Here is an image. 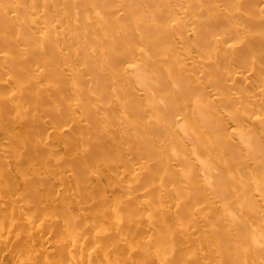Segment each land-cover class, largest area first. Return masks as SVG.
Here are the masks:
<instances>
[{
  "label": "bare ground",
  "instance_id": "bare-ground-1",
  "mask_svg": "<svg viewBox=\"0 0 264 264\" xmlns=\"http://www.w3.org/2000/svg\"><path fill=\"white\" fill-rule=\"evenodd\" d=\"M2 1L0 0L1 3H2ZM6 1L7 0H5V3L9 2V1H7V2ZM43 1L44 2H42V0H15V1L11 0V2H9V9L11 6V8H12L11 10L14 11L10 17L8 16L9 22H10V20L15 21L17 18V14L20 13V10L22 11V9H23V11H25L27 9L26 7H28V5L30 4V9H27L25 12L28 11L30 13V15L28 14L30 16V18H28V19L30 20L31 24H37L38 22L42 21V25H40L41 27L44 24H45L44 26H49L48 24L50 23V25L53 24L54 27L55 26L57 27V24H59L58 26L62 25L61 28H65V27L67 28V29L65 28L64 30L59 28L61 30L60 34L62 36H58V37H63L62 40H60L62 42L54 43L52 41L53 40L52 37H54V35H56V33L52 32L54 35H52V37H50L51 39L49 38V36H51L52 33H50V35L47 34L45 36L46 37L48 36V38L53 43H50L51 41L49 40L50 42H48V43H50V44L48 45V43H47L48 38L45 37L47 44L44 43V40H45L44 39L42 42L43 43L42 47H41V46H39L40 42L34 38L35 35L33 36V35L28 34V33L25 35L26 32H22V30H23L22 26L17 27L16 34H18L17 32L24 34L22 39L24 41L23 43L25 44V49H21L19 47L21 50L19 49L18 50L19 52L16 54H19L20 57H21V55L23 56V54H24V58H25L26 52H28V49L32 46L31 44L34 43V45H33V47H34L33 51L34 52L33 53L30 52V50H32L33 47L29 50V54L30 53L33 54L32 55L33 57H30L31 54L30 55L28 54L29 58L26 57V59L28 61H29V59L31 60V62L29 61L30 62V64H28L29 66H31L33 59H34V61H33L32 65L36 66V69H31V67L29 68V66H28L29 70L31 69V71H29L30 75H33V77L37 78V79L39 77H40V79L42 77L46 78V76L48 75V78L50 77V81H52V83L53 82L55 83L56 82L55 79L58 76H60V75H58V73H59L58 70L63 65L66 66V67H63L64 70L62 68L60 69V70H63L62 71L63 73H64V71H66V72L70 73L71 75H73L74 69H75L76 73H81L80 71H82V73L83 72L85 73L87 70H89L88 66L86 67L87 69L84 67L78 69L79 67L78 68L71 67V65L66 60L71 61V59H73L74 56H77V57L80 56L79 58L86 63L85 58H86V56L89 55V52H92V53L95 52L96 53L97 57H95V58L97 60L93 59V60H96L95 65L98 63V61H99V63L101 61V62H105V63L112 65V66H108L111 68H116L120 65H126V71L122 70V71H120L119 74H116L115 76L108 74V79L111 80V82L113 83L112 90H113L114 94L117 95L118 97H120L121 99L125 100V104L122 106L121 112L123 113V116L125 117L126 122L127 123H129V121L131 122L128 125L129 126L131 125L130 128L131 129L133 128L134 131H136V134H137L136 137L138 138V140L141 141L140 139H142V141H141L142 143L141 142L139 143L138 140H136L137 141L136 144H142V145H140L141 146L140 148L142 149L141 150L142 153L144 154V156L147 159H150L153 162V165H152V167H149L148 165H145V166L143 165L142 166L143 170L136 171L135 173H132V174H129L126 172L124 179L126 180V182H130L131 179L134 178L135 176H139V175L143 174V181L147 183L146 189H148L151 185H153L152 180H153L154 176L156 175V172L160 169H163L165 172L158 176V183L155 184V186L156 187H162L165 185L166 181L168 179H170L172 181V183L175 185V188L180 191V196L182 199L176 201V204L178 206H181V205L184 206V209L182 211L177 212V214H178L177 216L179 217V219H182L180 221V222H182V224L181 225H174V223H176V222H173L174 221L173 218H172V222H173L172 225L173 226L171 224H169V220H170L169 216H171V217L176 216V215H174L175 212L173 214L171 212L172 210H174L175 205L170 199L171 202L168 201L170 203L169 208H171V206L173 205V209L172 210L169 209V211L166 210V212H165L167 215H169L168 216L169 220L166 219V217H167L166 214H165L166 216L163 214V216H161V217H159V215H158L154 218V220L152 218L153 222L155 223L154 229L156 228V230L158 232L157 239L154 238L155 236L151 237L152 236L151 235L150 236L151 239L148 238V240L145 241L147 239L146 238L144 240V243H149L152 245V247L154 246V248L156 249V252L161 253L162 257L170 256L171 257L170 262L173 264H176V263L177 264H181V263L182 264H262V263H264V241L262 239L263 235H264V182L262 181V179H264V108H263L264 107V85L261 89H255V92L257 93L258 97H257V100L254 102V104H253L254 106L252 108V109L256 110V112L254 114H252V113H250L249 108H244V109L235 111V108L232 104L233 101L240 100L242 97V93L238 90V86L235 83H233V80H236L237 77L239 78V76L241 78L242 77L241 75L245 76L244 72H242L241 70L238 69V70H235V71L228 74V76H227L228 80L226 82H222V79H221L222 73L232 62L237 61L239 64H241L248 57L244 53H240L238 55H230L229 54V51L235 52V51L239 50L244 45V40L248 38V35L244 32V30L240 27L239 24H237V25L233 24V22H235L236 18H233L229 14L222 12L215 5L209 4V6H208V4H207L208 1H204V0H177L179 6H177L175 4L177 6L176 8L174 7L176 10H173V8H172V10H168L171 8L169 3H168L167 5H169V6H166V7H169V8H167V10L170 11V13L168 15H167L168 11H167V13H165L166 12L165 11L163 14L160 15V13H162L161 10H163V8H165V7H163V5L166 4V0H140V2L138 0H136V1H138V2H136L137 3L136 6L131 7L130 10H127L126 13H122V14H121L122 8L116 7V6L120 5L121 1L119 3L114 2V0H102V1L96 0V2H95V0H43ZM222 1L228 3L229 10L235 6L239 7V13H238L239 20L246 21L250 25L253 24L251 20H247L246 15L244 16L245 12L246 13L249 12V14H250V12L252 11L251 9H248L250 7V4H245L240 0H222ZM258 1H260V0H251L252 3L253 2L256 3ZM156 2H159V3L163 2V3H160L162 7L159 6V8L161 10L159 8L155 7V6H158V4H159ZM27 3H28V5H26ZM126 3H128V2H126ZM139 3H142L144 5V13L138 9ZM2 5H3V3H2ZM2 5H0V7ZM31 5H33V6H31ZM110 7H114V8H110ZM7 8H6V12L8 11ZM33 8H35V10ZM251 8H252V6H251ZM39 9H41V11H42L41 13L38 12ZM159 10H160V12H158ZM247 10H248V12H247ZM33 11L36 14L32 15ZM149 11H151V13L156 16L155 20L153 19V21L152 20L150 21L148 19V17L150 16L151 13L149 14V16L145 15V13H148ZM16 12H18V13H16ZM154 15H152L150 17H153ZM178 15H182L184 20H187V23L185 22L186 23L185 25H187V27L193 26V29H192V33H193L192 35L193 36L187 35V36H184L181 38V41H183L185 43L184 44L185 45V48H184L185 53L184 54H182V52H179V54L177 52H176V54H172L171 51L169 49L165 48V46H164V42H166V43H168L167 41L172 42L173 38L171 39V35L174 34V32L176 31V28L179 25H181V26L183 25L184 26L183 28L186 29L185 25L183 24L184 21H181V19L179 18ZM226 15H228V19L226 18ZM1 16H4V15H1ZM26 16H27V14H26ZM171 16H173V17H171ZM176 16H178V17H176ZM120 17H122V19H124V21H126V28L116 29V26H118L117 24L120 21ZM48 18H50V19L53 18L52 22L55 21V22H57V24L55 25V23H52V22L48 23V20H49ZM54 18H56V20ZM24 19H25V17L23 18V20ZM169 20H172L174 22H171V24H169L170 23ZM64 21L67 22V25L65 24L66 25L65 27H63ZM5 22H7V21H5ZM25 22H27V21H25ZM17 23H18V21H17ZM28 24H30V23L28 22ZM128 24H132L134 29L137 31L136 41L140 40L143 47H139L137 45H134V39H133L132 31H130L128 29ZM25 25H26V23H25ZM38 25H39V23H38ZM181 26H180V28H181ZM2 27H3V25H2ZM28 27H29V25H28ZM44 28H46V27H44ZM49 28L47 27L48 30H49ZM100 28L107 30V32H108L107 38H104L100 35ZM174 29H175V31H173ZM178 29H179V27H178ZM185 29H183V31H185ZM229 29H231L232 31L237 33L239 36H242V39L239 41H236L237 43H235L233 45L231 43L225 44L226 42H230L224 36V33L229 31ZM4 30L6 31V29H4ZM50 30H51V28H50ZM52 30H53V26H52ZM57 30H58V28H57ZM47 31L46 30L44 31L45 34ZM178 31H176V32H178ZM0 32H1V30H0ZM32 32H31V34H33ZM54 32H56V31H54ZM34 33H36V32H34ZM9 35H11V34H9ZM20 36H21V34H20ZM3 37H2V39L0 37L1 42H2L1 44L9 45L10 48H13L12 50L10 49L11 51H13L16 48L15 49V52H16V50L18 49L17 47L19 45L17 46L16 44H14L16 42L13 43L14 40L12 41V39L11 40L8 39L9 42L12 41L9 43L7 40V37H9L8 34L6 35V38H3ZM58 37L56 35V38H58ZM9 38H12V37L10 36ZM174 38H176V37H174ZM169 39H171V40H169ZM177 39H178V36H177ZM3 40H5V41H3ZM56 40H58V39H56ZM69 41H74V43H75L74 45H76V47L75 46L72 47V44H70V47H69V44H68ZM169 43H168V45H169ZM249 43L254 48L264 49V40L252 39ZM26 44H30L31 46H28V45L26 46ZM44 44H46V45H44ZM172 44H173V42H172ZM9 46H8V48H9ZM88 46H91L92 50L94 47L95 51L94 50L88 51V48H89ZM35 47H37L38 49ZM26 48H28V49H26ZM89 49H91V48H89ZM24 50H26V51H24ZM7 51H9V50H7ZM15 52L13 51V53H15ZM23 52H25V53H23ZM7 55L4 54V55H2V56L0 55V56L6 62L11 61L10 63L13 64V65L11 64L12 69H14L12 71L13 73L18 72L20 70L19 71L20 76H17V77H21V75L27 76L29 74L28 72H26L25 67L21 68V66L19 65L20 64L19 62H21V63L24 61L26 62V60L19 61V59H17V57L13 56V58H16L17 61H19L18 62L19 63L18 65L20 66L19 67L14 62L16 59L14 60V59L10 58L11 55L10 56H7ZM57 56L61 57L62 60L66 61L67 64L65 63L62 65H59L60 68L58 70L56 69V71H58V72H57V74L55 73L57 76L54 74L56 78L54 76L51 78L50 74H52L54 72V71H52V69L58 68V64H54L55 61L53 63V60L57 59ZM183 56H185V58L188 59L187 62L183 61V59H182ZM8 58H10V59L7 60ZM181 59H182V61H181ZM20 60H22V59L20 58ZM58 61L56 60V63H58ZM263 62H264L263 58L253 57V64L255 67L261 66ZM10 63L8 64L9 66H10ZM86 64H88V63H86ZM24 65H25V63H24ZM53 65L54 66L57 65V67L53 68ZM93 67L95 68L96 66H93ZM17 68H18V71H17ZM7 69H10V68H7ZM12 69H10V70H12ZM139 72H141V73L145 72L146 73V74L144 73L145 75L143 74L144 79L142 81H138L139 79L140 80L142 79V78H138L139 76L136 78V76L139 75ZM63 73H61V74H63ZM45 74H47V75L44 76ZM141 76H142V74H141ZM29 77H27V78H29ZM33 77L31 76L27 80L29 83L32 82V83H30V84H32L31 86H33V84L35 85V83H37V84L39 83V82H35V81H38L35 79L33 82ZM119 77L123 78L124 82L122 85L118 84V86H117V78H119ZM23 78L25 79L26 77H23ZM83 79H84L83 80L84 83H86L88 85L93 84V79H92L91 75H90V77H86V78L84 77ZM244 79H245V77H244ZM28 82H27V84L24 82L26 84V86H23V85H25L23 82H22L23 83V85H22V83L21 84L16 83V82L14 83L13 81L11 82V80H8V79L7 80H5V79L1 80L0 79V87L3 86L5 88H8L11 91L10 93H12V91H13L14 93H12V94H14V96L18 97L22 93V95H23L22 97H24L26 91H24V94H23V90L27 89V86H29ZM56 84L59 86L58 82ZM36 85H35V87H36ZM120 86H122V87H120ZM134 86H137L139 88L138 93H136V92L134 93L130 89ZM205 86H207V88H205ZM52 87H54V86H52ZM210 87H211V89H209ZM54 88H56V87H54ZM38 89H39V87H38ZM98 89L100 91H103V87H102L101 83H98ZM252 89L254 92V88H252ZM9 90H8V92H9ZM50 90H52V89H50ZM28 94H27V96H28ZM165 94H167L166 97L163 96ZM109 95H110V91L108 90V98L110 99ZM134 95L136 97L140 96L139 98H141L142 97L141 95H143L144 98H141V99H145V101L144 102L142 101V102L145 103V108L147 109L146 111L148 112L147 114L140 108V106L142 105L141 102H140V104H141L140 106L138 104L139 102H137L138 107H135L133 105V103L135 104V102L138 100L135 99L136 101L133 103H132V101H130V100H133V98L135 97ZM254 96L256 97V94H254ZM6 98H7V96H6ZM1 99H0V102L2 101ZM18 99H19V97H18ZM25 99H24V101H25ZM209 99H211V100H209ZM212 99L215 100V103L217 104V106L215 105V103H214L213 107L211 106L213 109L210 107V105L212 103V102L210 103V101H212ZM10 100H11V98H10ZM6 101H9V100H5V102L3 100L4 103H6ZM31 103H33V102H31ZM80 103H81V101H80ZM0 104L2 105V103H0ZM80 105H82V104H80ZM208 105H209V107H208ZM15 106H16V104H15ZM20 106H16L18 108V110H19ZM29 106H31V104ZM71 107L77 108V103H74V104L71 103ZM25 108H26V106H25ZM209 108H210V111L215 110V112H213V111L210 112ZM218 109H220V110L226 109L227 110V111H224V113L226 112L225 114L227 115V120H225V121L229 122V123H227L226 126L224 123L225 122L224 119L221 120V117L218 113ZM15 110H16V108H15ZM80 112H81V115L84 116L82 118H85V116H87V115H84L83 113L86 114L88 112V114H89V111H87V110L84 111L83 113H82V110ZM212 113H213V115H212ZM26 115H29V114H26ZM67 115L68 116L70 115L69 117H71V116L73 117V114L72 115L71 114H65L64 116H67ZM199 116H201V118H202L201 121L203 122V124H201V125H203V128L205 127L204 124L208 125V126H206L207 130L200 129L199 122L197 123V121L199 120ZM26 117L28 118V117H30V115L26 116ZM26 117H24V118H26ZM69 117H68V119H70ZM195 118H197V120ZM208 118L209 119L212 118L214 120V122L208 123L211 120V119L208 120ZM248 118H251V122H249L244 128H241L237 125V123H241V122L243 123V121L248 119ZM98 119H100V118L98 117ZM134 119H135V121H134ZM155 119L158 121H156ZM21 120H23V119H21ZM25 120L27 123V119H25ZM73 120H75L76 123H77V121H78V123L81 122L80 117H78V116L77 117L74 116ZM73 120H69V121H73ZM33 121L34 120L32 118L31 122H33ZM154 121H156V122H154ZM159 121L161 123H159ZM195 121H196V123H195ZM215 121H217V122L215 123ZM28 122L30 125L31 124L30 121H28ZM94 122H95V120H93V123ZM98 122H99V120H98ZM162 122H165V124H167L169 130L172 128H175V127H177V128L180 127V130L183 129V130H181V134L183 133L186 135V129L190 130L187 133H189L191 141L193 143V148L191 149V151H192V154L195 155V157L198 161V164H199V169L201 170V172L203 174L204 183H202L201 185H197V183H196L195 172L186 160L188 158V156L181 153V152H178L174 147H172L171 148L172 152L179 159H181V160L185 159V161H186V168L182 169V175H184L186 178V183H187L186 186H188V189H184L183 185H180L177 183V181H176L177 175L172 173L169 170V168H170L169 163L163 159L162 151L158 150L153 143L157 134H160L158 131H160L161 127L160 128H156V127L158 125L160 126V124H162ZM150 123L151 124L153 123V125H155V126L147 127L148 125H150ZM155 123H158V124H155ZM214 123L216 125H211ZM1 125H0V128H1ZM3 125H2V127H3ZM6 125H7V123H6ZM30 126H32V124ZM42 126L44 128V124ZM163 126H164V124H163ZM212 126H214V128H217V129L219 127L225 126L224 127L225 130H226L227 126L228 127L230 126L229 128L227 127L228 130L226 133L228 134V132H229V134H230V136H232V138H230V136H228L229 138L227 136H224L225 130L223 128H221L220 130H224V132L220 131L219 129H218L219 131H213L211 128ZM151 127L156 128V129H154V128L153 129L157 131L156 136H155L156 132H153V134L155 136V137L153 136V139H154V140L152 139L153 142L149 138L150 132L148 129L150 128V131H151ZM70 128L71 127H69V128L65 127V129H61L60 131L70 132L71 131ZM164 128H166V127H164ZM25 129H27V128H25ZM153 129H152V131H153ZM0 130H2V129H0ZM32 130H33V128L30 131H32ZM161 130H163V128H161ZM137 131H141L140 132L141 135ZM172 131H173L172 133L174 134L175 133L174 130H172ZM183 131H185V133ZM220 132L223 134H221ZM169 133H171V132L169 131ZM167 134H168V132L166 133V135ZM175 134L177 136V132ZM173 138H174V136H173ZM173 138L167 137L168 140L172 139V141L174 140ZM159 139H160V137H159ZM175 139H177V138H175ZM232 139H234L235 141ZM93 140L96 141L95 139H93ZM90 141H91V139H90ZM90 141H87L85 145L89 146V145L94 144V142L91 143L92 141L91 142ZM30 142L32 143V141H30ZM48 142L49 141L47 140L43 144L40 143V145H38V146H40L41 149H43V150H44V148H45V150H47L48 149L47 147L51 148L52 144H53V143L50 144L51 142H49V143ZM175 142H176V144H177V142H178V144H180L179 142H181V138H180V140L177 139ZM37 143L39 144V142H37ZM96 143L98 144V140ZM28 144L30 146V143H28ZM32 146L36 148L37 145L35 146V142H34V143H32ZM86 146H83V147H86ZM54 147H56V146H54ZM54 147L51 150H53V149L57 150ZM81 147L78 148L79 152H81V153L86 152L85 151L86 148L80 149ZM91 147H93L92 151H94L91 154L92 157L95 158V153H97V152H98V159H103L105 157V150H99V148L96 144L92 145ZM35 148H34V150H35ZM38 150H40V149H38ZM53 151H52V154L54 153ZM31 152H32V150H31ZM44 152H43V154H44ZM46 152H48V151H46ZM19 153H20V151H19ZM55 153H56V151H55ZM57 153H58V151H57ZM44 155H42V157ZM55 158L57 159V156ZM59 158H61V157H59ZM59 158H58V160H60ZM44 159H45V157H44ZM0 160H2V159H0ZM58 160H56L55 162H57ZM42 161H44V160H42ZM47 161L48 160H46V162L44 161V163L48 164ZM76 163H77V161H76ZM78 163H80V162H78ZM123 167H124V164H123ZM146 168H148V173L144 175V171L146 170ZM238 171L240 173H242L243 176L246 175V177H247V175H248V178H246V177H244V178L250 179V180L243 179V176H242L240 181L237 180L239 182H234L233 181L234 179H232L230 181L231 177H234V176H235L234 178L236 181V178H238V177H236L235 174H237V176H238V174H239ZM233 172H237V173L233 174ZM101 173L99 175V179H101V177H102ZM232 175H234V176H232ZM239 175L241 176V174H239ZM105 177H107V176H105ZM24 178H25V176H24ZM232 181L234 182V184L235 183H237V184L232 185V183H231ZM4 184L5 183H3V185ZM203 186H206L207 188H209V191L211 192L210 195H207L206 192L203 191ZM1 187H4V189H6L5 186H1ZM252 187H253V190L257 189L259 191V194H260V195H258V191H255V192H257V195L260 196L259 197L260 199H259V202L257 201L259 204L255 203L256 202L255 201L254 205H256V204L259 205L258 209L257 208L256 209H257V211L259 210V214H260L259 216H261V220H259V222L261 224H257L256 226H255V222L252 220L253 216H249L251 214V210L247 211L251 208H254L255 206L251 207L252 205H250L251 208H249L248 203H246L247 201L244 203V200H243V199H245L244 195L246 194L244 191L246 189L248 190L249 188L251 189ZM247 190H246V192H247ZM243 192H244V195H243ZM249 194H250V192H249ZM210 197L213 199H210ZM241 197H242V199H241ZM252 197H253V195H252ZM247 198L245 200H247ZM250 199H251V197H250ZM261 199H263V200H261ZM126 200L125 199L124 200L118 199V203L120 202L122 204ZM212 200H214L216 205L212 203ZM0 201H1V199H0ZM251 201H250V203H251ZM120 203H119V205H120ZM244 204H245V207L243 206ZM39 208L40 207L38 206L37 209H39ZM121 209H123V206ZM121 209L119 210V208H118L117 213H116V215L119 217V221L120 220L122 221L123 218L126 217V213H129V214H127V217H130V218L133 217L134 210L136 212L138 210V209L133 208V207L126 208L127 209V210L125 209L126 211L121 210ZM254 210H255V208H254ZM244 211H246V212H244ZM247 212L250 214H248ZM253 213L254 212H252V215H253ZM124 215H125V217H124ZM143 215H145V214H143ZM164 216H165V219H164ZM177 216H176V218H177ZM185 216H190V219H186V220L183 219ZM195 216L207 217L206 223L209 225L208 235L211 239L212 246L208 244V239L206 237H203V236H201L200 239L196 242L187 240V234L189 232L187 225H188V223H190V225H194L193 220H194ZM137 218L140 221L139 217H137ZM148 218H149V214L146 213V216L144 217L143 220H147ZM230 218H231V220H230ZM39 220H38V222H39ZM95 220H96V222H98L99 219L98 220L95 219ZM132 220L135 224L138 222L136 217H133ZM136 220H137V222H136ZM227 220L232 221V223L228 222ZM42 221L44 222V218L42 219ZM101 221L99 220L100 224H101ZM226 221L228 222V224L230 223V225L233 224L232 226H235V227H232V229L237 228V232H236L238 235L237 237L233 236L236 234H231L232 230L230 231L231 233L229 232V230L227 229L228 225H227ZM38 222H36V224ZM71 222H73V224L71 223V225H70V222L67 223V224H69V227H71L70 229H72V226H75L74 227L75 231H77L76 230L77 226L74 223V219L71 220ZM96 222H95V224H96ZM1 224H2V222H1ZM39 225H40V223L38 224V229L34 228L37 232H38V230H40ZM33 226H34V224H33ZM135 226H137V225H135ZM35 227H37V226L35 225ZM74 228L72 230H74ZM139 228H141V227L139 226ZM240 228H242L243 230L242 229L240 230ZM132 229H133V227H132ZM81 230L82 229H80V231ZM129 230L127 231L128 233L127 232L125 233V230L122 231L121 232L122 237L123 236L126 237V235H127L128 237L132 238L133 237L132 233H134V232H131V230L129 232ZM24 231L26 232L27 230H23V231L20 230V232L18 231L20 233L19 235H21V233H23ZM201 231H202L201 228H197V232H201ZM72 232L74 233V231H72ZM72 232L70 230L69 234ZM114 232H113V234H114ZM26 233H29V232H26ZM32 233L30 235L25 234V237H23L24 239L18 237L19 235H15V234L12 235L13 233L11 235L9 234L8 236H5V237L2 236L3 239L0 240V249H1L0 252L1 251L2 252L3 251L8 252L9 256L8 255L7 256L10 259L12 257L17 258V256H20L21 261L23 260V262H21V263L19 261L20 264H22V263L25 264L28 261V258L30 256H31V258L38 259V257H36L34 252L33 253L31 252L33 250V247H32L33 244H32V240H31L32 235H33ZM78 233H79V228H78ZM233 233H235V230ZM69 234H67V235H69ZM82 234H84V233H80V235L74 234L76 237L71 235V234H70L71 237L67 236V235H64V236L60 235V237L58 236L59 238L57 237L58 241H54V242H50V241L47 242L46 239L45 240L41 239L42 252L44 254H48L50 252V251L44 249L45 244H50L52 250L56 251V253L58 254V259L56 261H51L50 262L51 264H60L61 259H62V264H115V263L117 264L118 262H120V260L117 261V258L120 256L116 255L115 251L111 250L113 252H109V251L106 252V249H105V251L103 250V248L99 249L101 244L103 246V243L106 241H104V242L101 241V242H103L101 244L98 241L100 244V246L98 245L99 246L98 250H94V251L90 250L91 252H90V254L88 253V255H91V257H93V258L90 259L91 261L86 258L89 261V262L88 261L86 262L85 257H84V247H86L84 245L86 243L82 242L83 238L81 239V237H80V236L83 237ZM118 236H116V237H118ZM95 237L98 238L97 236H94V238L93 237H90V238L95 239ZM111 237H113V236H111ZM10 238H11V240H9ZM84 238H85V236H84ZM86 238H88V235ZM115 239L116 238H114V241H115ZM47 240H49V239H47ZM90 240L92 241V239H90ZM134 240H136V238H134ZM111 241H113V240H111ZM61 242H62V245H61ZM26 243H29L28 246ZM106 243H104V245ZM114 243L115 242H113V245H115ZM89 244L94 245L95 248L94 247L93 248L97 249L94 242H91V243L89 242ZM89 244H86V245L88 246ZM135 244L139 248L145 246L144 244H141V243L138 246L139 243H137V242ZM106 245L107 246H105V247H108V243ZM113 245H111V246H113ZM118 245H122V244L119 243ZM245 245H247V246L251 245V247H250L251 249ZM212 247L215 249L214 252L211 249ZM116 248H115V250H116ZM77 250H79L78 252H80V255H79V253L77 255H75V252ZM119 250H117V252H119L117 254L120 255L121 254L120 252L122 251V247L119 248ZM110 253H115V254H113L115 256L113 257ZM10 254H11V256H10ZM141 256H140V258H141ZM2 257H0V258H2ZM6 258L4 257V259H6ZM17 259L19 260V258H17ZM18 260H17V264H18ZM45 260L47 261V259H45ZM13 261H11V262H13ZM37 261L40 263L39 259ZM13 263L15 264V262H13ZM144 263H145V261H144ZM144 263H141V264H144ZM145 264H147V263H145ZM164 264H167L166 260L164 261Z\"/></svg>",
  "mask_w": 264,
  "mask_h": 264
},
{
  "label": "rangeland",
  "instance_id": "rangeland-1",
  "mask_svg": "<svg viewBox=\"0 0 264 264\" xmlns=\"http://www.w3.org/2000/svg\"><path fill=\"white\" fill-rule=\"evenodd\" d=\"M7 1L11 2V0H7ZM120 1H121L120 5L116 6V7L122 8L121 14L126 13V11L130 10L131 7L136 6V4H137L136 2H138V1L140 2V0H138V1H136V0H114V2H116V3H119ZM204 1L209 2V3L207 2L208 6H209V4L215 5L222 12L229 14L233 18H236L235 22H233V24H235V25L239 24L240 27L244 30V32L248 35V38L244 40V45L239 50H237L235 52L229 51L230 55H238L240 53H244L248 57L241 64H239L237 61L232 62L222 73L221 79H222V82H226L228 80L227 79L228 74L235 71V70H238V69L241 70L242 72H244L245 76L241 75L242 76L241 78L239 76V78L237 77L236 80H233V83H235L238 86V90L242 93V97L240 100L233 101L232 104L235 108V111L241 110L244 108H249L250 113L254 114L256 112V110H254L252 108L254 106L253 105L254 102L257 100V97H258L257 93L255 92V89H261L264 85V62L262 63L261 66L255 67L253 64V57H258V58L264 59V49L254 48L249 42L252 39L264 40V0H260L256 3L253 2L254 4L251 2V0H240L245 4H250V7L248 9H251L252 11L249 14V12L247 10L248 13L245 12L244 16L246 15L247 20L252 21V23H253L252 25L248 24L246 21L239 20V17H238L239 7L235 6L229 10L228 3H226L222 0H204ZM9 2H7L8 3L7 4V3H5V0H3L2 1L3 5L0 2L1 3L0 5L3 6V7L2 6L0 7V25H1L0 26V28H1L0 29L1 30L0 37H1V39L3 36H4L3 38H6V35L8 34V36L9 37L11 36L12 38L7 37V40L12 39V41L14 40L13 43L16 42L14 44H16L17 46L19 45V46L18 47L16 46L18 49L15 52V49H16L15 48L13 50L15 53H13V51H11L13 48H10V46L7 44H1L2 42L0 39V55L2 56L4 54H6V55L8 54L7 56L11 55L12 57L10 56V58H12L14 60L16 58H13V56L17 57V59H19V61L26 60V62L24 61L21 63V62L17 61V59H16L14 62L17 65L20 63L19 65L21 66V68L25 67L26 72L29 73L28 75L30 77L31 76L33 77V75H30L29 71H31V69H36V66L32 65L34 59L32 60L31 66H29L28 64H30L31 60L29 59V61H30L29 62L26 59V57L29 58L28 57L29 50L33 47L34 43L31 44L32 46L30 44H26V46L28 45L31 47L30 48L28 47L29 49L26 48V49H28V52H26L27 55L25 54V56H26L25 58H24V54H23V56L21 55V57L19 56V54H16L19 52L18 50L20 48L25 49V44L23 43L24 41L22 39L24 34L19 33V32H17L18 34H16L17 27L22 26V29H23L22 32H26L25 35L27 33L30 35H33V36L35 35L34 38L40 42V43L38 42L40 44L39 46L42 47L43 40L45 39L44 43H46V38H48V36L46 37L45 35H47V34L50 35V33L53 32V33H56L57 37L62 36L60 34L61 33L60 29L64 30L66 28L65 26L67 25V22L64 21L63 27H65V28H61L62 27L61 24H60L61 26H58L59 24H57V22H55V21L52 22L53 18H51V19L48 18L49 19L48 23L49 22L55 23V25L57 24V27L56 26L54 27L53 24L50 25V23L48 24L49 26H44L45 25L44 24L41 27L40 25H42V21L38 22L39 25L37 22H36L37 24H31L30 20L28 19V18H30V16H29L30 13L28 11H27L28 13L25 12L27 9H30V4L28 5V3H27L26 4V5H28V7H26L27 9L25 11H23V9H22V11L20 10L21 14L16 12V13H18L16 20L15 21L10 20V22H11L10 23L8 21L9 20L8 16L10 17L14 11L11 10L12 9L11 6L9 9ZM42 2H44V1L42 0ZM95 2H96V0H95ZM126 2H128V3H126ZM156 3H159V2H156ZM160 3H163V2H160ZM160 3L158 4V6H155V7H157V8H159V6L162 7ZM168 3L171 7L168 10H172V8H173V10H176L175 8L177 6H179L177 0L176 1L175 0H166V4L163 5V7H165V8H163V10H161L159 8L162 12V13H160V15L163 14L165 11H166L165 13H167V11H168L167 8H169V7H166V6H169V5H167ZM31 6H33V5H31ZM251 6H252V8H251ZM6 8L9 12L8 11L6 12ZM110 8H114V7H110ZM33 9L35 10V8H33ZM138 9L144 13V5L142 3H139ZM160 10L158 12H160ZM38 12L41 13L42 12L41 9H39ZM150 13H151V11H149L148 13H145V15L149 16ZM169 13H170V11H168L167 15ZM26 14H27V16H26ZM34 14H36V13H34V11H33L32 15H34ZM1 15H4V16H1ZM152 15H154V14L151 13L150 16H152ZM150 16L148 17V19L150 21L151 20L153 21V19L155 20V17H156L155 15L153 17H150ZM178 16L181 19V21H184L183 24L185 25L187 23V20H184L182 15H178ZM178 16H176V17H178ZM24 17H25V19L23 20ZM171 17H173V16H171ZM226 18L228 19V15H226ZM54 19L56 20V18H54ZM5 21H7V22H5ZM17 21H18V23H17ZM25 21H27V22H25ZM169 21H170L169 24H171V22H174L172 20H169ZM28 22L30 24H28ZM25 23H26V25H25ZM2 25H3V27H2ZM28 25H29V27H28ZM117 25L118 26H116V29L126 28V21H124V19H122V17H120V21L118 22ZM52 26H53V30L56 32H54L52 30ZM180 26L181 25L178 26L179 29H178V27L176 28V31H178V30L179 31L176 32L174 29L173 31H175V32L173 35H171V39L173 38V40H172L173 44L170 41H167V42L168 43L170 42L172 45L170 43L168 45V43L164 42L165 48L169 49L172 54H176V52L178 54H179V52H182V54H184L185 53V50H184V48H185L184 44L185 43L183 41H181V38L184 36H187V35L193 36L192 35L193 34L192 33L193 26L187 27V25H185L186 29L183 28L184 27L183 25L181 26V28H180ZM44 27H46V28H44ZM47 27L48 28L50 27L51 30H50V28L48 30ZM57 28L60 32L57 30ZM182 28L185 29V31H183ZM4 29H6V31ZM44 29L46 31L48 30L47 31L48 33L46 32V34H45ZM128 29L130 31H132V35H133V39H134V45H137L139 47H143L140 40L136 41L137 31L134 29L132 24H128ZM31 32L33 34H31ZM34 32H36V33H34ZM53 33L51 34V36H49V38L52 37V35H54ZM9 34H11V35H9ZM20 34H21V36H20ZM56 35H54V37H52L53 38L52 41L54 43L62 42L60 40H62L63 37L56 38ZM100 35L104 38H107L108 37L107 30L100 28ZM177 36H178V39H177ZM224 36L228 39V41H230V42H226L225 44L231 43L233 45V44L237 43L236 41H239L242 39V36H239L237 33L232 31L231 29H229V31L225 32ZM174 37H176V38H174ZM49 38L47 39V43L51 41L50 40L51 38L50 39ZM56 39H58V40H56ZM171 39H169V40H171ZM9 40H8V42H9ZM3 41H5V40H3ZM12 41H10V42H12ZM52 41L50 43H53ZM50 43H48V45ZM46 44H44V45H46ZM68 44H69V47H70V44H72V47L73 46L76 47V45H74L75 44L74 41H69ZM8 46H9V48H8ZM88 47L91 48V49L88 48V51L94 50V47H93V50H92L91 46H88ZM35 48H37V47H35ZM7 50H9V51H7ZM33 50H34V47L32 50H30V52L33 53L34 52ZM24 51H26V50H24ZM23 53H25V52H23ZM32 55L33 54H31L30 57H33ZM1 56H0V58H1L0 59V65H1L0 66V79L1 80L2 79H5V80L8 79V80H11V82L13 81L14 83L16 82L19 84H21L22 82L23 83L25 82L27 84V82H28L27 80L30 77L28 75L27 76L21 75V77H17V76H20V72H19L20 70L18 71V68H17L18 72L13 73L12 71L14 69H12L13 64L10 63L11 61L6 62L2 59ZM18 56L22 60H20V58ZM79 57L74 56L73 59H71V61L66 60V59L65 60L68 61V63L71 65V67H75V68L79 67L78 69H80L82 67L86 68L88 66L89 70H87L85 73L84 72L82 73V71H80L81 73H76L75 69H74L73 75H71L70 73H68L66 71H64V73H63L62 72L64 70L63 67H66V66L63 65L61 67L63 70H60L61 68L59 67V65H62L65 63L67 64V62L62 60L61 57L57 56V59H54L53 63L55 61L54 64H58V68H54V67H57V65L56 66L53 65L54 69H52V71H54V72L52 74H50L51 78H52L53 76L55 77V75L59 71L60 74L58 73V75H60V76H58L57 78L55 77L56 82L52 83V81H50V77L48 78L47 74L44 75V76L47 75L46 78L42 77L43 79L42 78L40 79V77L38 79L33 77V82L35 79V80H38L35 82H39V83L38 84L35 83V85L37 84L36 87L33 84V86H34L33 87V86H31L32 84H30L32 82H30V83L28 82L29 86H27V89L23 90V94H24V91H26L24 97H22L23 95L21 93V95L18 96L19 99L17 96H14V94H12V93H14L13 91H12V93H10L11 91L8 88H5L3 86L0 87V99L3 97L1 99L2 101L0 102V103H2V105L0 104V115H1L0 116V125L2 123L5 125L4 126L2 124L3 127L1 125V128H0V129H2V130H0V156H1L0 159H2V160H0V165H1L0 166V170H1L0 175L2 174L0 176L1 177L0 178V185L2 184L1 186H5V188H6V189H4V187L0 186V199H1V201H0V240H2L3 237L8 236L9 234L11 235L12 233H13L12 235H14V234L19 235L20 230L21 231L27 230L26 232H29V233H26L24 231L25 233L23 232V233H21V235L18 236L20 238L25 237V234L30 235L33 232L32 233L33 234L32 239H31L32 244H33L32 245L33 250L31 252L32 253L34 252L36 257H38V259L40 260V263L37 261L38 259L31 258V256H30L28 258V261L25 264H47V263L51 264L50 263L51 261H56L58 259V254L56 253V251L52 250L50 244L44 245V247H45L44 249H46L50 252L49 253L47 252L48 254H44L42 252L41 239H44V240L46 239L47 242L58 241V239H57L58 236L60 237V235H63V236L67 235V234H69L70 230H71V232L74 231V233L73 232L70 233L73 236H75L77 234L80 235V233H84V234H82L83 237L80 236L81 239L83 238L82 242H85L86 244H89V242L95 243V246L97 249H94L95 247L92 244H89L88 246L86 244L84 245L87 247V248L84 247V257H85L86 262L88 261L87 259L90 260L93 258V257H91V255H88V253L90 254L91 251L98 250V247L100 246L101 243H103L104 241H106V242L108 241L107 243H108L109 248L105 247V246H107L106 245L107 243L104 242V243H106L105 245L103 243L104 247L101 244L102 247L100 246L99 249L103 248L104 251L106 249V252L107 251H109V252L115 251L116 255L120 256V257H118L119 259L117 258V261L120 260V262H118L119 264H141V263H144V261L147 264L148 263L149 264H164L165 260L167 261V264H173L170 262L171 261L170 256L162 257L161 253L156 252V249L154 248V246L152 247L151 244L144 243V240L147 238L145 240V241H147L148 238L151 239V237H153V236H155L154 238L157 239L158 232H157L156 228L154 229L155 223L153 222V220L158 215H159V217L163 216V214L165 215L166 210L169 211V209H171V210L173 209V205L171 206V208H169V206H170L169 202L172 201L174 203V205H175L174 210H172V211L170 210V211L172 212V214L175 212L174 215H176V216L178 215L177 214L178 211L180 212L184 209L183 205L178 206L176 204V201L182 199L180 196V191L175 188V185L172 183V181L170 179H168L166 181L165 185L162 187H156L155 186V184L158 183V176L165 172L163 169H160L156 172V175L154 176V178L152 180L153 185H151L148 189H146L147 183L143 181V174L139 175V176H135L134 178L131 179L130 182H126V180L124 179L126 172L129 174H132V173H135L136 171L143 170V168H142L143 165L144 166L148 165L149 167H152V165H153V162L150 159H147L144 156V154L142 153V151H141L142 149L140 148L141 147L140 145H142V144H136L137 143L136 140H138V138L136 137V135H137L136 131H134L133 128H132L133 130L130 128L131 125L129 126L128 124H130L131 122L129 121V123H127L125 117L123 116V113L121 112L122 106L125 104V100L121 99L120 97H118L117 95L114 94V92L112 90L113 83L111 82V80L108 79V74L115 76L116 74H119L120 71H122V70L126 71V65H120L116 68H111L108 66H112V65L105 63V62H101V61H100V63L98 61V63L95 65L96 60H97L95 58V57H97L95 52H93V53L89 52V55L86 56L85 61L88 64H86ZM10 58H8L7 60H9ZM93 59H96V60H93ZM182 59L184 62L188 61V59L185 58V56H183ZM182 59H181V61H182ZM56 60L57 61L59 60L58 63H56ZM9 63H10V66L8 65ZM24 63H25V65H24ZM28 66H29V68L31 67L30 70H29ZM93 66H96V67L94 68ZM7 68H10L12 70L7 69ZM56 69L57 70L59 69V70L56 71ZM61 73H63V74H61ZM144 73L139 72V75H137L136 78L139 76L138 78H142V79L141 80L139 79L138 81H142L144 79V75L146 74V73L145 74ZM141 74H142V76H141ZM90 75L92 76V79H93L92 85H88V84L84 83V81H83L84 77L85 78L90 77ZM23 77H26V78L29 77V78L24 79ZM244 77H245V79H244ZM57 82H58L59 86L56 84ZM123 82H124L123 78H120V77L117 78V86H118V84L122 85ZM23 83H22V85H23ZM98 83H101V85L103 87V91H100L98 89ZM26 84L23 86H26ZM52 86H54L56 88H54ZM38 87H39V89H38ZM120 87H122V86H120ZM205 88H207V86H205ZM252 88H254V92H253ZM50 89H52V90H50ZM130 89L134 93L135 92L138 93V91H139V88L137 86H134ZM209 89H211V87ZM8 90H9V92H8ZM108 90L110 91V95H109L110 99L108 98ZM27 94H28V96H27ZM254 94H256V97L254 96ZM166 95L167 94H165L163 96L166 97ZM6 96H7V98H6ZM141 96H142L141 98H144L143 95H141ZM139 97L140 96H137V97L135 96L133 98V100H130V101H132V103H133L136 101L135 99H137L138 101H136L135 104L133 103V105L135 107H138L137 106L138 104H139V106L142 104L140 106V108L147 114L148 112L146 111L147 109L145 108V103H143L145 101V99H141ZM10 98H11V100H10ZM24 99H25V101H24ZM3 100H4V102H5V100H9V101H6V103H4ZM209 100H211V99H209ZM80 101H81V103H80ZM31 102H33V103H31ZM73 102L77 103V108L71 107V103L74 104ZM137 102H139V103L137 104ZM140 102H141V104H140ZM210 103H211L210 107L211 106L213 107L215 100L212 99V101H210ZM15 104H16V106L21 105L19 110L15 106ZM30 104H31V106H29ZM80 104H82V105H80ZM215 105L217 106L216 103H215ZM25 106H26V108H25ZM208 107H209V105H208ZM15 108H16V110H15ZM80 109L82 110V113L86 110L89 111V114H88V112L86 114L83 113L84 115H87V116H85V118H82L84 116L81 115ZM209 111H210V108H209ZM211 111H213V110H211ZM224 111H227V110L226 109H224V110L218 109V113L221 117V120L224 119V121H225V120H227V115L225 114L226 112L224 113ZM213 112H215V110ZM26 114L30 115L31 118L28 117L30 120L26 117L29 115H26ZM65 114H71V115L73 114V117L72 116L69 117L70 115L64 116ZM212 115H213V113H212ZM74 116L80 117L81 122L78 123V121H77V123H76L75 120H73ZM24 117H26V118H24ZM68 117L70 119H68ZM98 117L100 119H98ZM32 118L34 120L33 122H31ZM64 118L65 119L67 118V119L65 120ZM21 119H23L24 121ZM25 119H27V123H26ZM195 119L197 120V118H195ZM201 119H202L201 116H199V120L197 121V123L199 122L200 129L207 130L206 126H208V125L204 124L205 127L203 128V125H201V124H203ZM210 119L208 118V120H210L208 123H210V122L213 123L214 120L212 118H210ZM69 120H73V121H69ZM93 120H95L94 123H93ZM98 120H99V122H98ZM28 121H30L32 126H30L31 124L29 125ZM134 121H135V119H134ZM156 121H158V120H156ZM156 121H154V122H156ZM216 122L217 121H215V123ZM249 122H251V118L244 120L243 121L244 124L241 122V123H237V125L241 128H244ZM6 123H7V125H6ZM159 123H161V122L159 121ZM195 123H196V121H195ZM215 123L211 124V125H216ZM224 123L226 126L227 123H229V122L225 121ZM43 124H44V128L42 126ZM155 124H158V123H155ZM163 124H164V126H163ZM64 126L67 128L71 127L70 128L71 131L70 132L60 131L61 129H65ZM149 126H155V125H153V123L152 124L150 123V125H148L147 127H149ZM158 126L156 128H160V127L163 128V130H161V128H160V131L162 133L160 131H158L161 135L157 134V131L154 130L156 128L153 127L154 128L153 129L151 127V131H150V128L148 129L150 132L149 138L152 140L153 136H154L153 132H156L155 136L157 134L158 137L156 136L157 137L156 138L154 136L155 140L153 139L154 142H153V140H152V142L154 143L155 147L158 150L162 151L163 159L169 163V166H170L169 170L172 173L177 175V180H176L177 183L180 185H183L184 189H188V186H186V184H187L186 178L184 175H182V169L186 168V161H185V159L184 160L179 159L172 152V150H171L172 147H174L178 152H181V153L188 156V158L186 160L195 172L197 185H201L202 183H204L203 174H202L201 170L199 169L198 161H197L195 155H193L192 151H191V149L193 148V143L191 141L189 133H187L190 130L186 129V135L183 133H182L183 134L182 135L181 130H183V129L180 130V127H178V128L175 127V128H172L169 130V128H168L167 124H165V122H162V124H160L159 127ZM31 127L33 128L32 131H30L32 129ZM164 127H166V128H164ZM224 127H219L218 129L219 130L221 128L224 129ZM227 127H226V130L224 129L225 132H224V130H220V131H223L224 136L228 137V136H230V134L228 132V134H229L228 135L226 132L230 126L228 128ZM25 128H27V129H25ZM211 128L213 131H219L217 128H214V126H212ZM152 129H153V131H152ZM168 130L171 133L173 132L172 130H174L175 133L177 132V136L175 133H174L175 135L173 133L172 134L169 133ZM137 132H139V134L141 135V133H140L141 131H137ZM167 132H168V134L166 135ZM183 132L185 133V131H183ZM221 134H223V133H221ZM166 136L168 138H173V136H174V138H173L174 140L173 141H172V139L168 140ZM159 137H160V139H159ZM175 138H177L179 140L181 138V142H179L180 144H178V142L176 144L175 141L177 139H175ZM230 138H232V136H230ZM90 139H91V141L93 139H95L96 141L93 140L91 142ZM47 140L49 142H51L50 144L53 143L52 147L49 148L46 146L48 148V149L46 148L47 150H45V148H44V150L41 149V147L38 145H40V143L43 144ZM97 140H98V144L96 143ZM140 140L142 141V139H140ZM232 140H234V139H232ZM30 141H32V143L35 142V146L37 145L36 148L32 146V143ZM87 141H90L91 143L94 142V144H96L98 146L99 150H105V157L103 159H98V152L95 153V158L92 157L91 154L94 151H92L93 147H91V146L94 144L86 146L85 144ZM141 141L138 140L139 143ZM37 142H39V144ZM28 143H30V146ZM53 145L56 147H54ZM83 146H86V147H83ZM53 147L57 150H54V149H53L54 151L51 150ZM79 147H81L80 149L86 148V150L84 149L86 152H84V153L79 152V149H78ZM34 148L36 151L34 150ZM38 149H40V150H38ZM31 150H32V152H31ZM19 151H20V153H19ZM46 151H48V152H46ZM52 151L54 152L53 154H52ZM55 151H56V153H55ZM57 151H58V153H57ZM43 152L45 155L43 154ZM42 155H44V156L42 157ZM56 156H57V159L55 158ZM58 156L61 158H59ZM44 157H45V159H44ZM58 158L60 160H58ZM42 160H44L45 162H46V160H48L47 161L48 164L44 163V161H42ZM56 160H58V161L55 162ZM75 160L77 161V163ZM78 162H80V163H78ZM123 164H124V167H123ZM100 173L102 174L101 179H99ZM147 173H148V168H146V170L144 171V175ZM235 173H237V172H233V174H235ZM238 173L241 174V176L239 174H238V176H237V174H235V175L239 179L236 178V181H235V178H234L235 176L232 175L234 177H231L230 181L232 179H234L233 180L234 182H239L243 175L239 171H238ZM24 176H25V178H24ZM105 176H107V177H105ZM244 177H246V175L243 176V179H246V178H248V175L246 178H244ZM237 180H239V181H237ZM246 180H250V179H246ZM233 181L231 182L232 185L234 184ZM262 181L264 182V179H262ZM3 183H5V184L3 185ZM235 184H237V183H235ZM253 187L251 189L249 188L248 190L246 189L247 192H246V190L244 191L246 193L245 195L243 192L244 198L246 199L248 197L247 200H245V199H243V200H244V203L247 201L246 203H248L249 208L255 206L254 207L255 210H254V208L247 210V211L251 210V214L248 212L247 213L250 214L249 216H253L252 220L255 222V226H256L257 224H261L259 222V220H261V216H259L260 215L259 210L257 211L258 206H259L258 202L260 199L259 198L260 196H258V195H260V194H259V191L257 189L253 190ZM203 191L206 192L207 195L211 194V192L209 191V188H207L206 186H203ZM248 191L250 192L251 195L249 194ZM255 191H258V195H257V192H255ZM252 195H253V197H252ZM250 197H251V199H250ZM118 199H122V200L127 199L128 201L126 200V201H124L125 203L123 202L122 204L119 202L121 205L120 206L118 203ZM170 199H171V201H170ZM210 199H213V198L210 197ZM241 199H242V197H241ZM261 200H263V199H261ZM250 201H251V203H250ZM254 202L258 203V204L254 205ZM212 203L215 204L214 200H212ZM250 205H252V206L250 207ZM38 206L40 207L39 209H37ZM122 206H123V209H121ZM243 206L245 207V204ZM125 207L126 208L133 207V208L138 209L137 212L134 210L133 217H136L137 220H138L137 217H139V219H140V221L138 220L139 223L136 220L137 223L135 224L132 220L133 217H131V218L127 217V214H129V213H126L127 218L124 215L125 218H123L122 221L121 220L119 221V217L116 215L117 210L119 208V210L121 209V210L126 211L127 209ZM244 212H246V211H244ZM252 212H254V213L256 212V213L255 214L253 213V215H252ZM146 213L149 214V218L147 220H143L144 217L146 216ZM143 214H145V215H143ZM165 216H164V219H165ZM168 216L169 215H167V217ZM176 216H174V217L169 216L170 220H169V217L168 218L166 217V219L169 220V224L172 225L173 222H176V223H174V225H181L182 224V222H180L182 219H179L178 216L176 218ZM41 218L42 219L44 218V222L42 221ZM152 218H153V220H152ZM172 218L174 220L173 222H172ZM73 219H74L75 225L77 226V228H76L77 231H75V228H74L75 226H72V229L74 228V230H72V229H70L71 227H69V224H67L68 222H70V225H71V223L73 224V222H71V220H73ZM95 219H97V220L99 219L100 221L102 220L101 221L102 225L100 224L99 220H98V222H96ZM183 219H185V220L190 219V216H185ZM38 220H39V222H38ZM230 220H231V218H230ZM206 221H207V217L195 216V218L193 220L194 225H190V223H188V225H187V228L189 229V232L187 234V240L188 241L196 242L200 239L201 236H203V237H206L208 239V244L212 246L211 239L208 235L209 225L206 223ZM227 221L232 223V221H229V220H227ZM227 221H226V223L228 225L227 229L229 230V232L232 230V233L231 232L230 233L236 234L233 236L237 237L238 236L236 233L237 228L232 229V227H235V226H232L233 224L230 225V223L228 224ZM1 222H2V224H1ZM36 222H38V223L36 224ZM95 222H96V224H95ZM32 223L34 224V226ZM39 223H40V225H39L40 230H38V232H37L34 228L38 229ZM35 225L37 227H35ZM135 225H137V226H135ZM138 225L141 228H139ZM132 227L134 230L132 229ZM78 228H79V233H78ZM197 228H201L202 231L197 232ZM80 229H82L81 230L82 232L80 231ZM129 229L130 230L132 229L131 232H134V233H132L133 237L131 238V237H128L127 235H126V237H124V236L122 237L121 232L125 230V233H126ZM241 229L242 228H240V230ZM130 230H129V232H130ZM234 230H235V233H233ZM113 232H114V234H113ZM70 234L67 236H70ZM87 235H88V238H86ZM115 235L116 236L119 235V236L116 237ZM84 236L86 239L84 238ZM94 236H97L98 238L95 237V239H93ZM111 236L116 238L115 241H114V238ZM90 237H93V238H90ZM11 238L9 240H11ZM134 238H136V240H134ZM47 239H49V240H47ZM90 239H92V241ZM262 239L264 241V235H263ZM111 240H113V241H111ZM98 241L100 242V244ZM101 241H103V242H101ZM113 242H115L114 244L116 246L113 245ZM134 242L139 243L138 246L140 245V243L144 244L145 246L139 248V247H137V245ZM119 243L122 245H118ZM26 244L28 246L29 243H26ZM61 245H62V242H61ZM111 245H113L115 248L117 247L118 249L116 248V250H115V248ZM245 246H247V245H245ZM121 247H122V251L120 252L121 254L119 255V254H117V253H119V252H117V250H119V248H121ZM247 247L250 248L251 245H249ZM211 249L213 252L215 251V249L213 247ZM111 250H113V251H111ZM78 251L79 250H77L75 252V255H77L78 253L80 255V252H78ZM115 253H110V254L114 257L115 255H113V254H115ZM7 255L9 256L8 252H5V251L0 252V257L3 256L2 258H0V264H14L13 262H15V264H17V260H18L17 258H19L18 264L23 262V260L21 261L20 256H17V258L12 257L11 258L12 260H11L10 258H8ZM10 256H11V254H10ZM140 256H141V258H140ZM4 257L5 258L7 257V258L4 259ZM45 259H47V261ZM10 260L11 261L14 260V261L11 262ZM19 261H20V263H19ZM22 264H24V263H22ZM60 264H62V259L60 261ZM262 264H264V263H262Z\"/></svg>",
  "mask_w": 264,
  "mask_h": 264
}]
</instances>
